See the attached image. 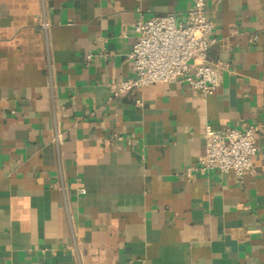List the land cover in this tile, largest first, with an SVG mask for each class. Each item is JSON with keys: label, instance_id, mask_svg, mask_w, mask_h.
Returning <instances> with one entry per match:
<instances>
[{"label": "crops", "instance_id": "crops-1", "mask_svg": "<svg viewBox=\"0 0 264 264\" xmlns=\"http://www.w3.org/2000/svg\"><path fill=\"white\" fill-rule=\"evenodd\" d=\"M191 7L0 0V264H264V0H209L213 95L109 88L133 77L141 16ZM206 124L259 128L253 174L189 175Z\"/></svg>", "mask_w": 264, "mask_h": 264}, {"label": "built area", "instance_id": "built-area-1", "mask_svg": "<svg viewBox=\"0 0 264 264\" xmlns=\"http://www.w3.org/2000/svg\"><path fill=\"white\" fill-rule=\"evenodd\" d=\"M209 0H192L185 21L168 14L144 19L136 24L137 39L130 60L133 77L109 85L112 97L117 98L139 89L157 84L181 82L207 97L213 95L222 84V73L228 65H211L208 61L211 47L215 44L214 27L208 20L206 11ZM41 27L48 31L46 17H41ZM257 36L252 38L255 44ZM93 55H88V66ZM141 106L142 101L137 100ZM259 128H227L216 130L211 124L204 126V153L197 165L188 173L208 174L218 171L222 174L234 173L242 179L255 172L254 160L259 152L257 136ZM57 145L62 143L57 137ZM85 189L80 193L85 194Z\"/></svg>", "mask_w": 264, "mask_h": 264}]
</instances>
